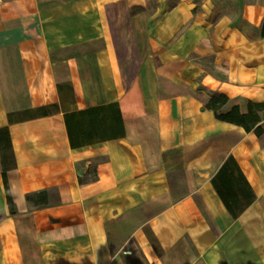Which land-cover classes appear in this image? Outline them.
Returning a JSON list of instances; mask_svg holds the SVG:
<instances>
[{
  "label": "crops",
  "instance_id": "crops-1",
  "mask_svg": "<svg viewBox=\"0 0 264 264\" xmlns=\"http://www.w3.org/2000/svg\"><path fill=\"white\" fill-rule=\"evenodd\" d=\"M203 89L264 103V0H0V264H264V120Z\"/></svg>",
  "mask_w": 264,
  "mask_h": 264
},
{
  "label": "trees",
  "instance_id": "trees-1",
  "mask_svg": "<svg viewBox=\"0 0 264 264\" xmlns=\"http://www.w3.org/2000/svg\"><path fill=\"white\" fill-rule=\"evenodd\" d=\"M207 95L205 108L210 109L215 115V118L220 121H226L234 125H238L246 132L253 131L257 136L262 133V127L260 123L264 120V103H258L249 101L247 104L246 113H241L238 105L232 106L229 110L224 109L231 104V100L226 94L210 89H203ZM0 135L3 138L8 139V133L5 128L0 129ZM2 173V180L4 181L5 195L7 197L8 210L10 213H14L13 202L11 195H9L8 184L5 179V169ZM217 173L212 177L211 183L220 200L223 202L225 209L228 211L234 219L237 218L240 213L251 205L255 200V193L251 185H249L242 171L232 156H227L223 164L216 171ZM27 199L30 200L31 196L27 195Z\"/></svg>",
  "mask_w": 264,
  "mask_h": 264
},
{
  "label": "rangeland",
  "instance_id": "rangeland-1",
  "mask_svg": "<svg viewBox=\"0 0 264 264\" xmlns=\"http://www.w3.org/2000/svg\"><path fill=\"white\" fill-rule=\"evenodd\" d=\"M201 95H202V97H204L206 95V93L202 92ZM206 97H207V95H206Z\"/></svg>",
  "mask_w": 264,
  "mask_h": 264
}]
</instances>
